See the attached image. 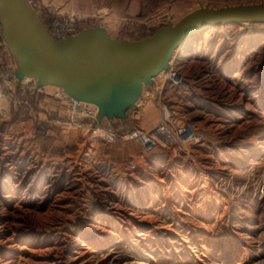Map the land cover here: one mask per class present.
I'll list each match as a JSON object with an SVG mask.
<instances>
[{
  "label": "rangeland",
  "instance_id": "obj_1",
  "mask_svg": "<svg viewBox=\"0 0 264 264\" xmlns=\"http://www.w3.org/2000/svg\"><path fill=\"white\" fill-rule=\"evenodd\" d=\"M31 2L48 26L74 16L84 30L138 40L199 8L264 0ZM6 60L19 64L10 50ZM172 60L127 118L94 124L122 133L164 121L172 145H108L100 131L65 125L56 97L42 94L33 112L8 99L0 264H264V23L206 29Z\"/></svg>",
  "mask_w": 264,
  "mask_h": 264
},
{
  "label": "water",
  "instance_id": "obj_2",
  "mask_svg": "<svg viewBox=\"0 0 264 264\" xmlns=\"http://www.w3.org/2000/svg\"><path fill=\"white\" fill-rule=\"evenodd\" d=\"M264 23V3L203 7L138 40L112 38L102 27L57 40L31 0H0L2 35L19 61L18 79L61 86L70 96L98 106L96 123L125 119L143 87L168 69L189 35L221 23Z\"/></svg>",
  "mask_w": 264,
  "mask_h": 264
},
{
  "label": "built area",
  "instance_id": "obj_3",
  "mask_svg": "<svg viewBox=\"0 0 264 264\" xmlns=\"http://www.w3.org/2000/svg\"><path fill=\"white\" fill-rule=\"evenodd\" d=\"M33 6L35 7V4ZM37 13L39 14L38 10ZM48 27L50 33L57 40L76 35L84 30V27L79 24L74 16L55 19ZM8 50L0 23V89L6 94L10 102L33 112L35 110V102L38 101L42 94L47 98L56 97L61 102L66 114L65 125L78 129L93 128L95 132L100 131L103 136V142L108 145L122 140H135L143 144L159 142L164 145H172L177 141V137L164 121L159 122L151 131L133 127L121 133L111 128H96L94 124L98 115V106L95 103L76 99L66 93L63 88L56 92H47L42 86L37 85L35 78L18 79L16 76L17 62L6 60V52ZM261 191L264 192V186L261 187Z\"/></svg>",
  "mask_w": 264,
  "mask_h": 264
},
{
  "label": "bare ground",
  "instance_id": "obj_4",
  "mask_svg": "<svg viewBox=\"0 0 264 264\" xmlns=\"http://www.w3.org/2000/svg\"><path fill=\"white\" fill-rule=\"evenodd\" d=\"M239 23H242V24H244V25H246V24H248V22H239ZM224 24H231V23H221V24H217V25H220V26H222V25H224ZM217 25H213V26H210V27H208V28H205V29H202V30H199V31H197V32H195V33H193V34H191V35H189L187 38H185L182 42H184L185 40H187V39H189L190 37H193V36H195L196 34H199V33H201V32H204V30L206 31V29L207 30H209V28H213L214 26H217ZM181 42V43H182ZM180 43V44H181ZM179 44V45H180ZM178 45V46H179ZM177 46V47H178ZM177 49V48H176ZM175 49V50H176ZM175 50H174V52H175ZM174 52H173V54H174ZM172 57H173V55H172ZM172 57H171V60L169 61V67H170V62L171 61H173L172 60ZM168 67V68H169ZM165 70H167V69H165ZM164 71V70H163ZM163 71H161V72H163ZM160 72V73H161ZM160 73L157 75V76H159L160 75ZM156 76V77H157ZM155 77V78H156ZM52 87V88H57V89H60V90H62V87L61 86H58V85H53V84H48V85H44V86H42V88H44V87ZM45 89V88H44ZM46 90V89H45ZM8 108H9V104H8V97L6 96V94H4L3 93V91L0 89V110L1 111H4V112H7L8 111ZM240 118V117H239ZM239 120V119H238ZM263 147V146H262ZM15 197V196H14ZM3 212V211H2ZM1 213V212H0ZM2 216V215H1ZM15 240V238L14 237H10V238H8L6 241H5V243H4V246L6 247V248H8L9 250H10V252H12L13 251V249L15 248V244H14V241ZM9 252V253H10ZM11 254V253H10Z\"/></svg>",
  "mask_w": 264,
  "mask_h": 264
},
{
  "label": "crops",
  "instance_id": "obj_5",
  "mask_svg": "<svg viewBox=\"0 0 264 264\" xmlns=\"http://www.w3.org/2000/svg\"><path fill=\"white\" fill-rule=\"evenodd\" d=\"M51 100H52V98H51ZM46 101L48 102V105H49V106L52 105V101H50V100H48V99H47ZM52 107H53V106H52ZM128 111H129V110H128ZM107 118H108V117H107ZM108 119H109V118H108ZM114 119H115V118H114Z\"/></svg>",
  "mask_w": 264,
  "mask_h": 264
},
{
  "label": "trees",
  "instance_id": "obj_6",
  "mask_svg": "<svg viewBox=\"0 0 264 264\" xmlns=\"http://www.w3.org/2000/svg\"><path fill=\"white\" fill-rule=\"evenodd\" d=\"M45 25H47L45 22H44ZM48 26V25H47Z\"/></svg>",
  "mask_w": 264,
  "mask_h": 264
}]
</instances>
